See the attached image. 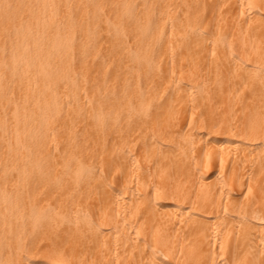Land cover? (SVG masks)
Returning a JSON list of instances; mask_svg holds the SVG:
<instances>
[{
	"label": "bare ground",
	"instance_id": "bare-ground-1",
	"mask_svg": "<svg viewBox=\"0 0 264 264\" xmlns=\"http://www.w3.org/2000/svg\"><path fill=\"white\" fill-rule=\"evenodd\" d=\"M0 264H264V0H0Z\"/></svg>",
	"mask_w": 264,
	"mask_h": 264
}]
</instances>
